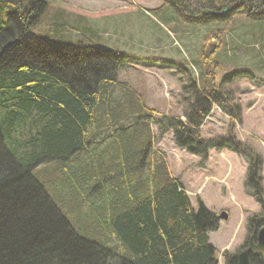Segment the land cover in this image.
<instances>
[{
    "label": "trees",
    "instance_id": "1",
    "mask_svg": "<svg viewBox=\"0 0 264 264\" xmlns=\"http://www.w3.org/2000/svg\"><path fill=\"white\" fill-rule=\"evenodd\" d=\"M51 1L0 0V264H218L208 239L219 228L215 213L201 201L192 206L163 157L148 159L151 126L159 135L171 132L177 148L202 162L210 150L238 154L247 162L244 189L264 213L260 156L230 130L214 139L200 136L214 106L232 121L239 118L237 108L229 109L227 81L212 80L210 71L219 69L215 52L204 49L195 63L204 67L200 80L183 69L181 117H157L139 97L115 98L123 56L85 42L65 44L61 30L46 37L31 33ZM234 1L167 3L189 21L194 12L219 11ZM239 5L229 13L244 11L255 24L264 23V0ZM38 166L47 180L33 175ZM59 199L100 218L116 241L79 236L55 203ZM262 225V216L248 218L247 236ZM222 257L223 264H237V253ZM249 261L260 264L253 256Z\"/></svg>",
    "mask_w": 264,
    "mask_h": 264
},
{
    "label": "rangeland",
    "instance_id": "2",
    "mask_svg": "<svg viewBox=\"0 0 264 264\" xmlns=\"http://www.w3.org/2000/svg\"><path fill=\"white\" fill-rule=\"evenodd\" d=\"M240 1L220 6L226 10L223 17L214 11L201 10L199 14L194 12L193 18L188 16L192 21H182L169 9L167 0H53L35 33L42 34V30L55 27L67 41L101 46L129 57L132 62L126 59L127 64L118 70L115 98L122 93L128 98L139 97L144 107L153 110L157 117H181V89L186 78L183 69L200 80L204 67L201 69L195 63L204 49L215 52L219 69L210 71L212 80L217 84L227 81L224 88L231 92L229 109L237 108L239 118L232 121L220 107L214 106L200 127V136L214 139L232 131L235 139L260 156L264 189V23L255 24L246 18L244 11L238 12ZM231 8L238 11L229 13ZM194 18L216 22L203 25ZM132 104L133 100L127 102ZM151 131L154 141L148 159L158 162H162V157L165 159L170 175L181 182L194 208L201 201L217 216L226 213L227 220H219L218 230L208 235L216 249L218 264H223V253L238 254L243 250L248 240V218L253 215L264 218L260 206L243 186L245 158L229 150H210L202 162L200 157L177 148L171 132L159 135L154 126ZM40 174L33 171L40 182L47 180ZM47 175L52 179L54 172ZM54 187L56 191L59 189L58 184ZM54 201L79 236L104 243L108 224L104 226L100 218L84 216V208L71 207L63 199Z\"/></svg>",
    "mask_w": 264,
    "mask_h": 264
},
{
    "label": "bare ground",
    "instance_id": "3",
    "mask_svg": "<svg viewBox=\"0 0 264 264\" xmlns=\"http://www.w3.org/2000/svg\"><path fill=\"white\" fill-rule=\"evenodd\" d=\"M220 6H222V5H219L218 6V10L219 11H214L215 12V14H217V15H219V17H223V15H221V12L224 10L222 7H220ZM224 6V5H223ZM170 9V8H169ZM226 13V12H225ZM224 13V14H225ZM144 15H146V16H149V17H152L153 16V14H147V13H144ZM175 15V14H174ZM194 16H196V15H194ZM192 18H193V16H192ZM192 18L190 19L191 21H192ZM194 21H199L197 18H194ZM166 22V21H165ZM213 22H216L215 20L213 21ZM190 23H192V22H190ZM57 27V26H56ZM54 28L55 27H52V28H46V30L44 31V30H42V34H39L38 33V31H37V33H35V30L33 29L32 31H31V33L32 34H34L35 36H37V37H39V35H41L42 37L44 36V37H46V36H49V35H51L52 33H55L54 32ZM51 29V30H50ZM55 35V34H54ZM56 35H58V34H56ZM63 41H64V43L65 44H76V43H80L79 41L78 42H71V41H67L65 38H63ZM87 47H90V46H87ZM98 47H100V48H103V47H101V46H98ZM121 56H123V55H121ZM124 57V56H123ZM126 59H129V61H128V63H130V62H132V60H130V58L129 57H124V61H122L121 62V64H120V66L118 67V70H120L123 66H125L126 64H127V61H125ZM163 63H166L165 61L163 62ZM118 70H117V72H116V77H117V73H118ZM78 156H75V158H72V161H74L76 158H77ZM41 168H40V166H38L34 171H38V170H40ZM61 171L63 172V169H61ZM78 173V172H77ZM77 175V174H76ZM130 176H132V175H130ZM89 216H91V214L89 215ZM216 217V216H215ZM217 219V218H216ZM108 236L106 237V239H104V243L106 244V245H109V244H111V243H114L115 241H116V238H115V236L112 234V232H109L108 234H107ZM98 243V242H97ZM227 252V251H226ZM230 253V252H229ZM238 255V254H237Z\"/></svg>",
    "mask_w": 264,
    "mask_h": 264
},
{
    "label": "water",
    "instance_id": "4",
    "mask_svg": "<svg viewBox=\"0 0 264 264\" xmlns=\"http://www.w3.org/2000/svg\"><path fill=\"white\" fill-rule=\"evenodd\" d=\"M226 10L224 9L221 12V15H224ZM218 220H227V215L226 213H221L219 216H216ZM252 252H257V253H264V226L259 229V231L256 234V244L250 243V246L246 248L245 250L241 251L237 255V264H250L249 261V254Z\"/></svg>",
    "mask_w": 264,
    "mask_h": 264
},
{
    "label": "flooded vegetation",
    "instance_id": "5",
    "mask_svg": "<svg viewBox=\"0 0 264 264\" xmlns=\"http://www.w3.org/2000/svg\"><path fill=\"white\" fill-rule=\"evenodd\" d=\"M256 234H255V236L253 238L252 237L246 238L248 240H247V242H245V244L243 246V250H245L246 248H248L250 246V243L256 244ZM243 250H241V251H243ZM235 253H237V252H235ZM262 254L263 253L252 252L251 254H249V256H253L257 260L258 263L264 264V260L262 258Z\"/></svg>",
    "mask_w": 264,
    "mask_h": 264
}]
</instances>
